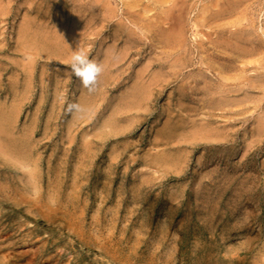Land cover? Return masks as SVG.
<instances>
[{
	"label": "rangeland",
	"instance_id": "1",
	"mask_svg": "<svg viewBox=\"0 0 264 264\" xmlns=\"http://www.w3.org/2000/svg\"><path fill=\"white\" fill-rule=\"evenodd\" d=\"M109 1L107 20L106 0H0V264H264V0H244L247 90L231 0H186L180 36L167 3ZM76 46L104 65L95 93Z\"/></svg>",
	"mask_w": 264,
	"mask_h": 264
},
{
	"label": "bare ground",
	"instance_id": "2",
	"mask_svg": "<svg viewBox=\"0 0 264 264\" xmlns=\"http://www.w3.org/2000/svg\"><path fill=\"white\" fill-rule=\"evenodd\" d=\"M148 1H150V0H148ZM158 1L161 3V5H163L164 3H167V5L166 4L163 5V9L160 11V13H162L161 14L162 16H160L161 22L162 23L165 22L168 25V26L166 25L167 26L166 27L167 28V32H168V30H170L171 32L174 31L175 33L177 32V34L180 36L181 35V32H182V30H181L182 28L180 26L179 27H172V26H174V24L172 25L170 21H171V17H172L173 14L178 13L179 15H181V14L184 13V11L186 9V6H185L186 0H158ZM231 1H232V3H234L233 4L234 8L235 9H239L238 11L240 12V15L231 24V25H235V29L233 30V32L231 31V33H234V35L237 34L236 37L235 36L234 37H231V38H233L232 41L234 40V47H233V44L232 43L229 42V44L231 45V47H233L234 49H237L238 50L237 51V58L238 59H241L243 61L242 62L243 66L240 69V71L235 75L234 79H240V82H241V85H239V86L236 87L237 89L247 90L248 87H249L248 85H252L250 83L249 78H248L247 73H246V71L249 68V66H247V64L249 63V61L248 60H243L242 58H244L247 54H250V53H253V52L254 53H257L258 51H260V44L259 43L254 44L253 47H252V49H250V50L247 49L246 43L247 42H252L254 40L261 41L260 40L261 39L260 38V33L263 30V26L261 24H259L257 26L256 30H255V33L256 34L253 36V33L249 32V29L247 28V26H249V27L251 26L250 23H249V19H251L253 17L247 18V12H246L247 5L244 3V0H231ZM104 3H103L104 6L102 7L103 10H101V11L104 12L105 19L108 20V19H111L114 16V14H115L114 13L115 12V8L110 6V1L109 0H106V2H104ZM142 3H143L142 0H135V1L131 2V3H129L128 6L133 8V7L137 6V5H141ZM214 4H211V6H213ZM240 6H243L244 8H241ZM148 8H149V4H145L143 6V8H142L143 9L142 11L145 12V11L148 10ZM192 9H194L193 4H191V10ZM218 10L220 11V7L218 8ZM218 10H217V12H218ZM175 15H173V16H175ZM195 19H197V17H195ZM165 23H163V24H165ZM121 26H122V23L120 21H118L117 23H115V27H121ZM162 28L163 27H161V29ZM170 34H172V33H170ZM207 35H208L207 36V38H208L209 37V33H207ZM68 36H69V34H68ZM68 36H66V37H68ZM176 37L178 38V36H176ZM62 38H64V37H62ZM177 38H176V40H178ZM171 40H173V39L171 38ZM171 40H169V41H171ZM174 42L175 43H180L181 40L179 42H176V41H174ZM195 42H197V45H199L200 47L203 46V41H202V38L201 37H199L198 39H196ZM223 42H224V39H222L221 43H223ZM182 43L181 44H178L179 47L176 50V53L178 54V58H181L183 56V58L186 59L185 61L187 62V64L188 65H192L195 62V61H193L194 60V56H191L190 55L191 52H192V47H189L188 46L189 48L188 47L187 48H184V44H182ZM173 58H174V56H173ZM230 59H231V57H228V59L226 60L227 65H223V66H221V68H223L225 70H226V68L227 69L234 68L235 66H232V64H234L233 63V60H230ZM173 61H174V59H173ZM180 66H182V65L180 64ZM262 69H264V65H263V63H261L259 61L257 68L255 67L254 70L257 73V77H260L261 78V80H260L261 85H262V82H263L262 75L264 74V72H263V74H262V72H260ZM172 74H175V72H173ZM201 74H204L205 75L204 71H202ZM204 75H203V77H205ZM231 79H233V77ZM224 80L227 81V80H229V78H225L224 77ZM216 89H217V92L218 93H221V92H223V93H227L228 92L229 93L232 90H234L235 87H232L230 83L223 82V80H222V81H219V83L216 86ZM184 94H185L184 95L185 99L191 100L190 99L191 97L189 96L188 93H184ZM244 120L245 119H242L241 121H244Z\"/></svg>",
	"mask_w": 264,
	"mask_h": 264
},
{
	"label": "clouds",
	"instance_id": "3",
	"mask_svg": "<svg viewBox=\"0 0 264 264\" xmlns=\"http://www.w3.org/2000/svg\"><path fill=\"white\" fill-rule=\"evenodd\" d=\"M68 71L79 80L83 88L92 94L98 90L99 77L105 68L103 64L95 59H90L83 49L76 46L71 54ZM65 111L68 115L83 116L86 113V109L76 102L68 103Z\"/></svg>",
	"mask_w": 264,
	"mask_h": 264
}]
</instances>
